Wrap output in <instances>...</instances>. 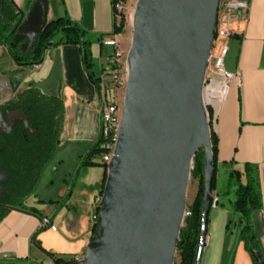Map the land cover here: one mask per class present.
Wrapping results in <instances>:
<instances>
[{
    "label": "crops",
    "instance_id": "crops-1",
    "mask_svg": "<svg viewBox=\"0 0 264 264\" xmlns=\"http://www.w3.org/2000/svg\"><path fill=\"white\" fill-rule=\"evenodd\" d=\"M248 11L231 19L229 51L225 67L236 75L222 105L213 131L218 139L217 205L208 215L209 245L204 264H259L264 261V0H247ZM39 0H16L24 13L22 24L30 17ZM44 2V1H43ZM45 21L68 18L78 24L98 47L95 59L98 78L101 61L112 52L103 42L113 37L112 0H45ZM21 24V25H22ZM42 24V13L30 19L21 39L31 38ZM28 30V31H27ZM26 31V32H25ZM122 35V34H121ZM232 53L230 60L227 57ZM10 53L0 47V64ZM11 59V58H10ZM0 70V105L30 86L45 94L59 96L65 108L60 145L43 169L34 192L23 208H12L0 223V264H65L85 256L95 228L96 208L92 202L102 196L105 167H80L99 139V98L90 81L78 46L53 47L36 68L10 60ZM94 69V70H95ZM98 157V158H97ZM102 162L101 156L92 158ZM246 164L254 169L262 208L253 213V227L261 256L254 262L241 236L229 240L234 218L237 186H229L230 173L244 172ZM50 220L45 226L44 221ZM57 226L56 231L51 226ZM210 232V234H209ZM233 257L229 259V253ZM62 260L56 263L50 256Z\"/></svg>",
    "mask_w": 264,
    "mask_h": 264
},
{
    "label": "water",
    "instance_id": "water-1",
    "mask_svg": "<svg viewBox=\"0 0 264 264\" xmlns=\"http://www.w3.org/2000/svg\"><path fill=\"white\" fill-rule=\"evenodd\" d=\"M43 1L22 25L21 14L17 39L41 13L30 40L44 29ZM219 6L220 0H137L120 134L81 264H175L200 151L201 215L209 214L214 154L203 90ZM8 178L0 170V181Z\"/></svg>",
    "mask_w": 264,
    "mask_h": 264
},
{
    "label": "trees",
    "instance_id": "trees-1",
    "mask_svg": "<svg viewBox=\"0 0 264 264\" xmlns=\"http://www.w3.org/2000/svg\"><path fill=\"white\" fill-rule=\"evenodd\" d=\"M124 3L126 0H122ZM114 0H112V4ZM21 12L16 0H0V47L8 49L12 59L18 65L41 64L49 47L64 45L78 46L82 61L90 81L97 86L99 78L95 72V60L92 51L93 42L87 39L85 31L68 18H58L47 22L44 29L32 40L17 39L14 32ZM126 25L125 14L119 16L114 12V35H121ZM29 45L22 46L24 42ZM22 114L9 130L2 127L0 119V170L10 178L0 181V223L12 208H23L25 200L32 195L45 166L53 159L61 142L65 108L59 96H51L35 86H30L14 99L0 107V116ZM210 115V111H209ZM98 141L90 153L83 157L80 167L100 165L93 157L102 156L105 149ZM214 154V172L212 192L217 188L218 139L212 130ZM204 153L200 151L195 159L191 176L198 180V192L187 210L185 226L182 228L178 242L179 264H194L201 225V206L204 194L203 174ZM106 181V179H105ZM237 189L234 202L235 212L239 215L241 238L245 249L254 262L262 258L260 245L254 232L253 213L262 208V200L257 189L254 169L246 164L244 172L234 170L230 173L229 186ZM211 201L210 209L212 208ZM99 209L97 210L98 215ZM209 215V214H208ZM207 215V217H208ZM50 256L61 263L62 260ZM65 264H74V261Z\"/></svg>",
    "mask_w": 264,
    "mask_h": 264
},
{
    "label": "built area",
    "instance_id": "built-area-1",
    "mask_svg": "<svg viewBox=\"0 0 264 264\" xmlns=\"http://www.w3.org/2000/svg\"><path fill=\"white\" fill-rule=\"evenodd\" d=\"M112 6L113 11L118 16L125 14L124 2L122 0H114ZM248 8L249 4L247 0H220L215 40L209 60L213 68L210 69L209 65L203 90L211 92L217 85H222V95L217 97L219 100L218 104L220 102L222 105L224 104L230 93L231 83L236 78L234 73L229 72L225 68V58L229 51L228 40L233 35L229 28V23L232 18L238 17L239 14H245ZM103 43L112 47V52L101 61L102 75L96 86L99 98L97 113L100 132L98 141L101 142L100 147L105 149V152L101 156L102 162L108 167L114 154L122 123L123 103L119 101L118 93L119 91L125 92L130 75V65L128 60L129 51L125 52L122 46V35H114ZM38 65H35L36 68ZM204 105L206 110L210 111V119H212V124H214L220 112L217 108L218 106L213 102ZM212 197V206L215 207L218 199L214 191ZM101 198L102 196L97 197L92 202L96 210L99 209ZM97 217L98 215L95 216V223ZM49 223V219L44 221L45 226ZM51 230L56 231L57 226L52 225ZM208 243V217L207 215H201L200 233L195 258L200 264L204 258ZM83 258V256H76L73 259L74 264H81Z\"/></svg>",
    "mask_w": 264,
    "mask_h": 264
},
{
    "label": "rangeland",
    "instance_id": "rangeland-1",
    "mask_svg": "<svg viewBox=\"0 0 264 264\" xmlns=\"http://www.w3.org/2000/svg\"><path fill=\"white\" fill-rule=\"evenodd\" d=\"M136 3H137V0H126L125 3H124L125 16H126V25H125L124 32L122 33V41H123V45L122 46H123V49H124L125 52H128L130 50L131 43H132L133 13L135 11ZM228 42H229V40H228ZM29 44H30V42L26 41V42L22 43V46L29 45ZM51 48H53V47H49L48 50L46 51V55L47 56L49 55ZM98 51H99L98 47H96L95 48V55H96L97 60L100 57V54H99ZM93 56H94V53H93ZM231 56H232V53H230L229 56L227 57V61L230 60ZM96 58L94 56V60ZM8 59L12 60L11 55H9L8 58L7 57L3 58V61H1V64H0V70L6 71L5 69H8L7 66L9 67V64H10L9 63L10 61ZM209 65H210V69H212L213 68L212 64L209 63ZM95 72L97 73L96 69H95ZM124 93L125 92H123V91H119V93H118V98H119V101L121 103H123V101H124ZM209 120H210L211 128L213 129L212 119L209 118ZM198 184H199L198 180L193 179L192 176H191L190 181H189L188 196H187V206H188V208L192 205V203H193V201H194V199H195V197L197 195ZM212 210H213V207H212ZM184 226H185V224L183 225V227ZM209 234H210V232H209ZM240 236H241V225L239 223V220L237 218H234L233 221L231 222L230 228H229V236H228L229 240H230V242H233L234 239H236V238L239 239ZM208 247H210V251L213 249L214 240L211 242L210 245L208 244L207 248ZM228 256H229V259H232V257H233L232 252H230ZM179 263H180V256H179V254H177V257H176V260H175V264H179ZM201 264H204V258H203Z\"/></svg>",
    "mask_w": 264,
    "mask_h": 264
},
{
    "label": "bare ground",
    "instance_id": "bare-ground-1",
    "mask_svg": "<svg viewBox=\"0 0 264 264\" xmlns=\"http://www.w3.org/2000/svg\"><path fill=\"white\" fill-rule=\"evenodd\" d=\"M133 24H134V13H133ZM222 85H217L215 89L210 91H203V102L204 104H209L210 102L215 103L218 107V110L221 109V102L218 104L219 100L217 97L222 95ZM208 119L210 118L209 111H207ZM210 121V120H209ZM118 141V140H117Z\"/></svg>",
    "mask_w": 264,
    "mask_h": 264
},
{
    "label": "flooded vegetation",
    "instance_id": "flooded-vegetation-1",
    "mask_svg": "<svg viewBox=\"0 0 264 264\" xmlns=\"http://www.w3.org/2000/svg\"><path fill=\"white\" fill-rule=\"evenodd\" d=\"M19 8V7H18ZM19 10H20V12H21V14L23 13L22 12V10L19 8ZM20 17H21V15H20ZM24 20V19H23ZM23 22V21H22ZM22 22H21V24H22ZM25 30V28L24 29H22V32ZM28 31V30H27ZM22 32L18 35L19 36V39H21L20 37L22 36ZM26 32V31H25ZM16 35H17V31H16ZM23 39V38H22ZM25 39H28L29 41H31L30 40V38H25ZM14 61V60H13ZM20 94V93H19ZM18 94V95H19ZM15 98V97H14ZM14 98H12V99H14ZM12 99H10V100H12ZM10 100H8V101H10ZM7 101V102H8ZM7 102H5L4 104H2V105H0V107L1 106H3V105H5ZM23 115L22 114H9L8 116H7V118H5L4 120H3V118L0 116V119L2 120V127L5 129V130H9V129H11V127L14 125V123L16 122V121H18V120H23Z\"/></svg>",
    "mask_w": 264,
    "mask_h": 264
}]
</instances>
